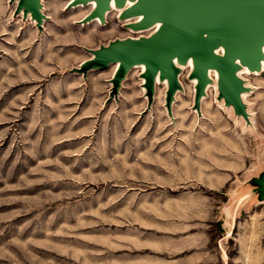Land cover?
Instances as JSON below:
<instances>
[{"label":"rangeland","instance_id":"374dc122","mask_svg":"<svg viewBox=\"0 0 264 264\" xmlns=\"http://www.w3.org/2000/svg\"><path fill=\"white\" fill-rule=\"evenodd\" d=\"M19 1L0 0V264H128L149 203L190 193L228 208L213 264H264V71L235 64V107L220 71L199 92L185 63L173 100L163 74L150 90L105 61L155 29L119 10L84 25L92 7L72 0L31 18Z\"/></svg>","mask_w":264,"mask_h":264},{"label":"water","instance_id":"95a60500","mask_svg":"<svg viewBox=\"0 0 264 264\" xmlns=\"http://www.w3.org/2000/svg\"><path fill=\"white\" fill-rule=\"evenodd\" d=\"M123 1L117 0L119 4ZM107 3L108 0H99L92 15L102 13ZM19 4L30 7L33 13L38 12L36 0H20ZM161 9L165 10L167 24L153 39L129 41L117 45L106 54L105 61L123 60L118 68V77L135 61L146 59L149 62L146 74L149 87L161 65L169 77L171 95L177 85L176 70L171 58L179 52L185 57L194 51L199 92L205 83L207 63L217 66L223 83L231 90L230 72L233 67L211 52V47L216 43L212 39H204L201 32L208 29L223 37L230 55L241 53L247 60H252L253 54L257 52L247 40L264 41V0H142L127 12L145 11L146 17L141 23L144 26L161 17Z\"/></svg>","mask_w":264,"mask_h":264},{"label":"crops","instance_id":"0c3cea01","mask_svg":"<svg viewBox=\"0 0 264 264\" xmlns=\"http://www.w3.org/2000/svg\"><path fill=\"white\" fill-rule=\"evenodd\" d=\"M210 200L190 193L149 203L148 212L157 219L147 222L142 236L132 233L129 248L134 254L130 255L137 256L128 264H213L217 258L222 260L223 238H214L212 226H221L222 236L228 233V208Z\"/></svg>","mask_w":264,"mask_h":264},{"label":"bare ground","instance_id":"6f19581e","mask_svg":"<svg viewBox=\"0 0 264 264\" xmlns=\"http://www.w3.org/2000/svg\"><path fill=\"white\" fill-rule=\"evenodd\" d=\"M98 1L99 0H72V4H76V6H74V8L78 7V6H83L84 5H90L92 7V11H94L98 5ZM142 0H124L121 4H119L117 2V0H108L107 6L105 7L104 11L102 13H99L97 15H92L89 14V16L87 17L90 21L88 23H84V25H88L90 23L96 22L98 19H102L103 16H107L111 11L113 10H119L121 13H123L122 17H129L128 19H136V21H138L137 24L138 28L135 29L136 31H144V30H149V29H155L152 35L153 39L160 31L161 29L166 26L167 24V17L165 15V10L161 9V17L156 18L155 20H153L151 23L147 24V25H142L141 23L142 21L145 19L146 17V12H137V13H131L129 14L127 11L129 9H131L132 7H134L135 5L139 4ZM36 5H37V10L42 12V3L41 0H36ZM26 6V5H25ZM22 6V9L24 11L28 10L29 16L32 18L34 17V13H33V9H31L30 7H25ZM43 13V12H42ZM90 17V18H89ZM92 18V19H91ZM34 20V19H33ZM35 21V20H34ZM46 21V20H45ZM100 21V20H98ZM103 24V23H102ZM83 25V24H82ZM201 36L204 39H212L215 41L216 45L211 47V52L217 56L222 58L228 65H230L231 67H235V64H240L242 67L240 69V72H237V75L239 76V74H249V73H253V74H258L261 71H264V41L262 42H257L254 41L252 39H248V43L249 45H251L252 47H254L257 52L253 54L252 56V60H247L243 57V55L241 53H237L236 55H230L228 52V48L227 46L224 44L223 41V37L211 32L210 30L206 29L203 30L201 32ZM195 57H196V53L194 51L189 52L185 57L182 56L181 52L177 53L176 55H174L171 58V63L173 65V67L175 68L177 74H176V78L178 80L179 75H180V71L182 68H184L185 63H189L191 66H193L194 61H195ZM123 60H116L113 62L114 66H115V70H118L119 66L121 65ZM254 62V63H253ZM135 67H140L143 69V73L145 74L144 80L147 82V71H148V67H149V62L146 59H139L137 61H135L133 63V65L128 69V71L132 68ZM257 70V71H256ZM253 71V72H251ZM163 74L165 77V80L167 78H169L164 72H163V67L160 65L158 67V69L156 70L154 76H153V82H152V86L149 87L148 82L146 83V86L148 89H152L153 86L155 87L156 85V79L157 77ZM214 74H219V69L217 68V66L212 65L211 63H207L206 67H205V77L207 79V77H210ZM235 74L234 69L231 70L230 72V77L232 80V86H235V84H233V75ZM197 80V79H196ZM161 81V80H160ZM162 82V81H161ZM167 82H165L166 84ZM208 85L205 84V86L203 87L205 92H207L208 89ZM227 90H229V98L232 102L233 105L235 107H237L238 105L235 103L236 99H235V95L233 96V92H231V90L229 89V87L226 85ZM203 90V91H204ZM181 90L178 89V87H176V90L174 92L173 95V100L174 97L180 92ZM232 95V96H231ZM241 94H238L237 97L239 99V102L243 104V102L241 101ZM147 107L149 108L151 105V102L153 100V98L151 99L150 97L147 98ZM205 99V93L203 94V96H201V101L203 102V100ZM172 100V102H173ZM172 102L168 101V104L165 105L167 112L169 115H172L171 112V105ZM171 103V104H170ZM194 112L195 113H199L200 112V108L196 105H194ZM247 114V113H246ZM244 118H247V115L244 116Z\"/></svg>","mask_w":264,"mask_h":264}]
</instances>
